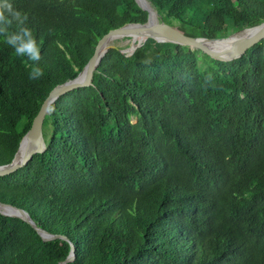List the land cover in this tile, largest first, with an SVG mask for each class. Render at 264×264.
Wrapping results in <instances>:
<instances>
[{"label": "trees", "instance_id": "1", "mask_svg": "<svg viewBox=\"0 0 264 264\" xmlns=\"http://www.w3.org/2000/svg\"><path fill=\"white\" fill-rule=\"evenodd\" d=\"M161 23L226 39L264 23V0H147ZM42 39L45 75L0 39V166L43 102L73 80L99 40L145 24L134 0H14ZM118 42L90 87L59 97L45 151L0 177V202L65 238L44 242L0 215V264H264V41L240 59L147 39ZM130 46V45H129Z\"/></svg>", "mask_w": 264, "mask_h": 264}, {"label": "water", "instance_id": "2", "mask_svg": "<svg viewBox=\"0 0 264 264\" xmlns=\"http://www.w3.org/2000/svg\"><path fill=\"white\" fill-rule=\"evenodd\" d=\"M134 1L142 11L147 13L146 23L125 25L121 28L108 32L99 40L92 57L90 58L86 66L83 68V70L77 75V77L74 78L73 80L67 81L63 84L56 86L49 93L48 97L43 102L40 111L35 117L31 129L21 139L18 150L15 156L13 157L12 161L7 165L0 166V177L9 176L17 172L19 169L23 168L34 155L41 154L45 151V143L42 136V124L49 107L62 95L80 88H86L91 86L93 73L96 71L97 66L100 63V60L109 49L114 48L112 42L118 39L130 37V35L126 33L127 28L129 27L147 28L149 27L148 25L150 24V22L154 20L155 22L153 23V26H151V28L168 30L172 32L177 39V41H160L151 36L147 37L144 41L136 43L135 47H133L131 43V47L129 48L130 53L127 54L128 56L132 55L134 51L138 47H140L142 43L145 42L147 39H152L157 43H171L179 46H185L188 47L190 51L198 50L203 54L209 56L213 60L229 63L234 60L240 59L248 50L259 44L261 41H264V23L256 27L243 30L238 34L228 37L226 39L207 40L204 38H193L180 32L178 29H176L173 26L159 22L157 14L153 11L147 0H134ZM253 30H255V33H253V35L243 38L241 42L236 45H230L229 42L234 40L236 37H240L244 33ZM201 40H205L207 42H223L225 45L208 47L201 44L200 43ZM103 46H104V50L102 51ZM122 53L126 54L124 51H122ZM32 136L35 137V141H36L35 145L27 146L24 149H21L22 144ZM0 215L5 217L17 218L27 223L40 236V238L44 242L53 241L56 239L65 240V238L61 236L51 235L46 231L42 230L41 228H39L35 224V222L31 219L29 214L23 209L16 208L9 204H4L0 202ZM74 259H75L74 247L70 244V252L68 256L64 261H62L59 264L72 263Z\"/></svg>", "mask_w": 264, "mask_h": 264}, {"label": "clouds", "instance_id": "3", "mask_svg": "<svg viewBox=\"0 0 264 264\" xmlns=\"http://www.w3.org/2000/svg\"><path fill=\"white\" fill-rule=\"evenodd\" d=\"M29 13L16 6L14 0H0V39L17 57H27L30 64L29 79L39 80L45 73L39 62L42 59V39L38 41L29 24Z\"/></svg>", "mask_w": 264, "mask_h": 264}, {"label": "bare ground", "instance_id": "4", "mask_svg": "<svg viewBox=\"0 0 264 264\" xmlns=\"http://www.w3.org/2000/svg\"><path fill=\"white\" fill-rule=\"evenodd\" d=\"M154 22L155 21L152 20L150 24L148 25L149 27L147 28H140V27L127 28L126 33L130 35V37H133L134 39L133 44H132L133 47H135L136 43L144 41L147 37H150V36L160 41H177L175 35L172 32L168 30H163V29L151 28ZM253 33H255V30L248 31L244 33L242 36L236 37L234 40H232L229 43L230 45H236L240 43L243 38L253 35ZM200 43L208 47H216L220 45H225L223 42H207L205 40H201ZM103 50H104V46L102 48V51ZM35 143H36L35 137L32 136L31 138H29L22 144L21 149H24L27 146H34Z\"/></svg>", "mask_w": 264, "mask_h": 264}, {"label": "rangeland", "instance_id": "5", "mask_svg": "<svg viewBox=\"0 0 264 264\" xmlns=\"http://www.w3.org/2000/svg\"><path fill=\"white\" fill-rule=\"evenodd\" d=\"M238 34V33H237ZM236 35V34H235ZM132 40V41H131ZM118 42L117 44V46L119 47V48H121V49H123V51L126 53V54H128V53H130V50H129V48L131 47V43L133 44V41H134V39H133V37H126V38H122V39H118V40H115L114 42ZM113 43V42H112ZM130 45V46H129Z\"/></svg>", "mask_w": 264, "mask_h": 264}]
</instances>
